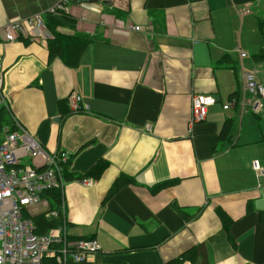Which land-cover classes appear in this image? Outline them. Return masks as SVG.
<instances>
[{
	"label": "crops",
	"instance_id": "crops-1",
	"mask_svg": "<svg viewBox=\"0 0 264 264\" xmlns=\"http://www.w3.org/2000/svg\"><path fill=\"white\" fill-rule=\"evenodd\" d=\"M56 1L0 0V25L41 14L86 40L75 64L49 56V29L24 27L0 35V65L9 119L45 151L72 152L67 233L100 249L66 264H264V178L252 169L264 168V127L222 108L242 95L240 64L264 83V0H71L48 19ZM117 21L140 30L112 31ZM72 91L84 110L69 109ZM195 95L215 103L190 123Z\"/></svg>",
	"mask_w": 264,
	"mask_h": 264
},
{
	"label": "built area",
	"instance_id": "built-area-1",
	"mask_svg": "<svg viewBox=\"0 0 264 264\" xmlns=\"http://www.w3.org/2000/svg\"><path fill=\"white\" fill-rule=\"evenodd\" d=\"M70 1L58 0L46 12L53 15L66 14ZM247 11L245 8L240 10ZM24 27L41 33L46 31L41 14H33L0 25V35L5 42L15 41ZM118 30L139 31L140 27L117 21L112 25V31ZM237 52L240 58L247 55L241 49H237ZM239 70L242 95L238 101L228 100L222 108L226 110L234 106L241 111L259 113L262 110L261 100L264 99V83L256 80L253 70H245L241 64ZM3 77L4 71L0 65V108L8 109ZM67 101L71 111H82L85 108L81 96L74 91L69 93ZM214 103L215 99L211 96H193L190 123L203 120L207 107ZM11 121L12 126L3 125L0 128V264H42L46 257L53 258L58 264L84 261L99 251V244L94 238L69 237L64 219L63 199L59 209L62 222L56 227L37 233L31 218L37 206L48 207L47 200L42 197L44 192L54 189L62 196L67 181L65 169L72 152L66 149L52 153L45 151L16 119L12 118ZM252 169L257 176L264 178V168L256 160L252 161ZM81 180L86 185L91 183L88 178ZM47 215L59 216L56 210L49 211Z\"/></svg>",
	"mask_w": 264,
	"mask_h": 264
},
{
	"label": "trees",
	"instance_id": "trees-1",
	"mask_svg": "<svg viewBox=\"0 0 264 264\" xmlns=\"http://www.w3.org/2000/svg\"><path fill=\"white\" fill-rule=\"evenodd\" d=\"M48 19L51 18L50 13H48ZM64 14V13H61ZM259 30L262 32L264 28V22L259 21ZM45 27L49 29V34H51V37L49 38V45H48V50H49V56H59L62 60L65 62H68L69 65H74L78 54L80 50L82 49L83 45L85 44L86 40L83 38H78V37H71V36H64L57 34L52 30V26L48 21L45 23ZM239 99V94L234 93L229 97V100H234L238 101ZM236 106V105H235ZM3 113V114H2ZM7 116L6 111L3 108H0V128L3 125L6 126H12L11 123L12 121L9 119ZM5 117V118H4ZM230 119H226L220 134H223L222 136L227 135L230 128ZM12 128V127H10ZM103 167L102 164L98 165L95 167L96 174L95 176H98V172L100 169ZM70 172H68L67 168L65 169V178H68V175ZM81 177V176H79ZM72 178H75L74 176ZM78 178V177H77ZM42 197L47 200V211L36 214L34 216H31L32 221L35 226V231L37 233H43L47 231L50 228L56 227L58 224L62 222V218L60 217V206H61V201H62V196L61 193L58 190H47L46 192L43 193ZM56 210L58 211V215L56 217H47L45 214L49 211ZM261 220L264 222V215H262ZM45 259L42 260V264H45ZM47 264H58L53 261H48Z\"/></svg>",
	"mask_w": 264,
	"mask_h": 264
},
{
	"label": "rangeland",
	"instance_id": "rangeland-1",
	"mask_svg": "<svg viewBox=\"0 0 264 264\" xmlns=\"http://www.w3.org/2000/svg\"><path fill=\"white\" fill-rule=\"evenodd\" d=\"M247 95H248V94H247ZM262 106H263V112H262V110H261V111L257 114V115H259V117L255 116V114H252V113H250L249 115L252 116V118L254 119V121H255L256 123H258V125H262V126L264 127V120L261 121L262 118L264 117V116H263V114H264V105H263V103H262ZM231 110H233V109H231ZM237 110H238V109H237ZM237 110L234 111V113L237 112ZM239 113H240V112H239ZM261 116H262V117H261ZM256 118H257V119H256ZM236 124H237V127L239 128V122H237ZM238 128L235 127L234 130L237 132V131H238ZM0 139H1V135H0ZM37 208H38V206H37L33 211H35ZM40 209H45V208L42 207V206H40V207L38 208L37 211H39ZM37 211H35L34 213H36Z\"/></svg>",
	"mask_w": 264,
	"mask_h": 264
}]
</instances>
